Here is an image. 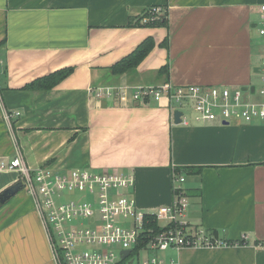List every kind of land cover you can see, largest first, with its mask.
<instances>
[{"label": "crops", "instance_id": "0c3cea01", "mask_svg": "<svg viewBox=\"0 0 264 264\" xmlns=\"http://www.w3.org/2000/svg\"><path fill=\"white\" fill-rule=\"evenodd\" d=\"M261 3L0 0V162L21 154L33 168L132 172L144 211L173 202L178 169L190 227L237 243L168 256L180 264H264V121L176 124L165 102L126 105L91 92L110 83L255 85ZM157 5L168 12L167 26L138 24ZM149 36L156 47L142 64L109 82L107 68ZM66 67L74 71L54 88H25ZM19 180L17 170L0 168V194ZM0 264H55L24 187L0 205Z\"/></svg>", "mask_w": 264, "mask_h": 264}, {"label": "built area", "instance_id": "2783aa9c", "mask_svg": "<svg viewBox=\"0 0 264 264\" xmlns=\"http://www.w3.org/2000/svg\"><path fill=\"white\" fill-rule=\"evenodd\" d=\"M259 10L258 84L240 88L227 84L174 85L171 81L143 85L110 83L93 86L91 92L126 105L165 102L173 113L176 109L183 112L184 124L191 121L186 112L198 122L264 121V3ZM165 11L161 5L148 7L141 12L138 24L158 21ZM0 168L17 170L20 180L25 181L24 189L33 198L55 264H180L176 257L158 254L142 258L139 252L227 245L203 228L192 229L185 220L189 195L184 186L186 177L180 172L172 176L173 202L144 211L138 207L133 193L136 179L132 172L57 168L49 164L33 168L21 154L1 161ZM79 191L82 194L78 198L68 197ZM153 223L161 229L153 228ZM140 243L144 247L135 251ZM122 250L131 253L123 257Z\"/></svg>", "mask_w": 264, "mask_h": 264}, {"label": "trees", "instance_id": "16d2710c", "mask_svg": "<svg viewBox=\"0 0 264 264\" xmlns=\"http://www.w3.org/2000/svg\"><path fill=\"white\" fill-rule=\"evenodd\" d=\"M163 16L158 19V21H152L146 26L150 27H158V26H167L168 24V12L167 10L164 12ZM163 46H167V38L164 39L160 43ZM156 47V41L153 37L149 36L142 40L141 43L137 45V47L130 52L129 54L125 55L122 59L118 60L109 68H107V80L110 82L112 79H117L121 76L126 75V73H129L131 71H134L137 69L141 64L142 61L151 53V51ZM168 66H163L161 70H165ZM74 71L73 67H66L61 68L58 71L52 72L50 74L44 75L41 78H37L25 86L27 89H33V90H44V89H52L60 82L68 77L72 72ZM264 163V162H263ZM180 172L178 169L175 170V173ZM2 204V201L0 199V205ZM153 228L156 230H160L161 228H158L156 223H153ZM214 235V234H213ZM227 245L230 244H236V241L229 240L225 241ZM239 244H244L245 242L238 241ZM143 246V243L138 244V247L135 249V251L140 250Z\"/></svg>", "mask_w": 264, "mask_h": 264}, {"label": "water", "instance_id": "95a60500", "mask_svg": "<svg viewBox=\"0 0 264 264\" xmlns=\"http://www.w3.org/2000/svg\"><path fill=\"white\" fill-rule=\"evenodd\" d=\"M256 71H258V69H256ZM246 88V87H244ZM182 115L183 112L179 111L178 109L175 110L174 112V122L180 123L182 121ZM25 184V181L23 180H19L16 181L12 186H10L9 188H7L6 190H4L1 194H0V199L2 202L11 199V197L16 194L18 191H20L21 189H23ZM122 255L123 257L129 255L131 253V250H122Z\"/></svg>", "mask_w": 264, "mask_h": 264}, {"label": "rangeland", "instance_id": "374dc122", "mask_svg": "<svg viewBox=\"0 0 264 264\" xmlns=\"http://www.w3.org/2000/svg\"><path fill=\"white\" fill-rule=\"evenodd\" d=\"M258 82H259V78L256 79L254 83L258 84ZM188 118L191 119V120H193V116L192 115H189ZM79 194H82V193L80 191L79 192H74V193L68 195V197L69 198H78L79 197ZM169 252H171V249H169L167 251H164V253H162V252H155L153 250L147 249L145 251H140L139 254H140V257H142V258H147V257H149L151 255H158V254H159V256H166V257H168Z\"/></svg>", "mask_w": 264, "mask_h": 264}]
</instances>
